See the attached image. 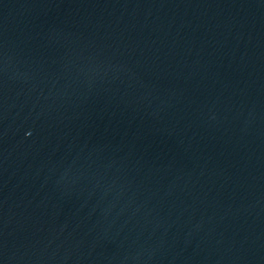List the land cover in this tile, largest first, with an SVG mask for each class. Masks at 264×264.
<instances>
[{"label":"water","instance_id":"1","mask_svg":"<svg viewBox=\"0 0 264 264\" xmlns=\"http://www.w3.org/2000/svg\"><path fill=\"white\" fill-rule=\"evenodd\" d=\"M0 264H264V0H0Z\"/></svg>","mask_w":264,"mask_h":264}]
</instances>
